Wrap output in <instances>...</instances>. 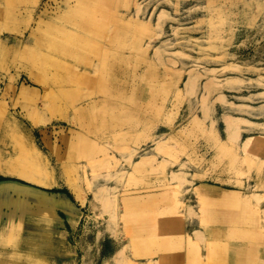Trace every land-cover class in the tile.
<instances>
[{"label":"rangeland","instance_id":"374dc122","mask_svg":"<svg viewBox=\"0 0 264 264\" xmlns=\"http://www.w3.org/2000/svg\"><path fill=\"white\" fill-rule=\"evenodd\" d=\"M0 176V264H264V0H0Z\"/></svg>","mask_w":264,"mask_h":264},{"label":"crops","instance_id":"0c3cea01","mask_svg":"<svg viewBox=\"0 0 264 264\" xmlns=\"http://www.w3.org/2000/svg\"><path fill=\"white\" fill-rule=\"evenodd\" d=\"M248 106V105H247ZM241 117V116H238ZM237 118V117H235ZM243 119H246L250 122H253V124H263L260 122H255L252 120H249L248 118L245 117H241ZM240 119V118H238ZM251 127L249 125H240V133H239V139L238 142L241 144V142L243 141V139L249 137V136H254L252 135L254 133V131H257V129H250ZM244 135H248L244 138ZM12 180L6 181V182H2L0 183V198L6 196L5 194H3V192H5V190L7 188H15V189H22V186H19L18 183L15 182H11ZM196 194L201 198L203 204H209V205H213V206H217V207H227L230 203H232L236 198L239 199V193L238 191H231V190H226L224 188H221L219 186L216 185H210V184H200L196 187ZM38 193L44 194L43 196H45L47 198L48 201V211L54 215L56 214L57 211L63 213L66 217V222H75V224L78 222V216L79 211L78 209L74 206V204L68 199V197L66 196H56V195H51L48 196L46 193L39 191ZM16 200H14L15 203ZM20 200L17 201V203ZM66 203L68 204V207L64 208V210H60L58 208V206L62 203ZM12 213V212H11ZM13 214L10 213H6L7 216V220H0V226L5 227L8 223H11V219ZM52 215V220H58L57 218H55ZM1 219V218H0ZM15 229H13L12 231L16 232V227H14ZM9 239V238H8ZM0 241L6 242L7 240L1 236L0 234ZM15 255V251H11L9 252V255ZM0 255H2V252H0ZM7 255V254H5Z\"/></svg>","mask_w":264,"mask_h":264},{"label":"trees","instance_id":"16d2710c","mask_svg":"<svg viewBox=\"0 0 264 264\" xmlns=\"http://www.w3.org/2000/svg\"><path fill=\"white\" fill-rule=\"evenodd\" d=\"M3 181H9V179H6V178H3V177L0 176V182H3Z\"/></svg>","mask_w":264,"mask_h":264},{"label":"water","instance_id":"95a60500","mask_svg":"<svg viewBox=\"0 0 264 264\" xmlns=\"http://www.w3.org/2000/svg\"><path fill=\"white\" fill-rule=\"evenodd\" d=\"M3 182H6V181H3ZM11 182H13V181H11ZM0 183H2V182H0Z\"/></svg>","mask_w":264,"mask_h":264},{"label":"bare ground","instance_id":"6f19581e","mask_svg":"<svg viewBox=\"0 0 264 264\" xmlns=\"http://www.w3.org/2000/svg\"><path fill=\"white\" fill-rule=\"evenodd\" d=\"M247 144V143H246ZM249 144V143H248Z\"/></svg>","mask_w":264,"mask_h":264}]
</instances>
